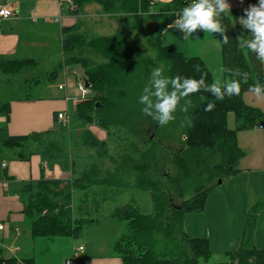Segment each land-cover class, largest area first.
Returning a JSON list of instances; mask_svg holds the SVG:
<instances>
[{
	"label": "trees",
	"instance_id": "16d2710c",
	"mask_svg": "<svg viewBox=\"0 0 264 264\" xmlns=\"http://www.w3.org/2000/svg\"><path fill=\"white\" fill-rule=\"evenodd\" d=\"M74 9L69 14H80L90 5L98 6L99 13L109 18L124 16L132 21L135 28L153 32L152 44L158 55V62L164 65L165 76L200 78L201 73H207L206 84L212 83V75L207 66L198 57H188L179 52L174 46H163L160 41L161 32L175 19L177 13L186 6L184 0H172L163 5L160 11L151 12V0H70ZM246 1L257 4L258 0ZM244 13L241 10H230L223 17L231 46L221 45V65L223 76L231 78L226 69H240L247 73V79L241 80V93L231 98L225 97L218 101L203 90L189 97L193 108L189 118L192 126L186 128L183 136V149L172 157L173 164L178 170L174 177L163 176L167 184H176L182 178L191 174L193 167H200V156L205 152L219 156V162L214 166L217 173L224 177L238 174L235 167L244 157V152L238 146L237 134L253 126L264 127V114L257 108L247 106L243 95L248 88L256 83L264 84L263 65L247 50H240L237 37L248 35L237 22ZM150 27V29H149ZM61 61L48 74L49 82L67 66L78 65L83 69L89 95L75 106L74 116L84 125L95 124L107 131V125L137 124L144 116L139 97L143 90L139 55L119 35H103L86 37L79 25L62 29ZM222 42V37L217 36ZM221 44V43H220ZM96 55L100 62H95L86 54ZM33 60H2L0 59V74H16L24 68L34 66ZM199 66L200 72H197ZM205 96L201 102L200 96ZM211 102L214 107L205 111ZM9 103L3 105L6 119L9 120ZM233 114L236 127L229 129L228 115ZM152 121V120H151ZM154 121V120H153ZM154 129L159 127L154 121ZM108 133V132H107ZM28 136L10 137L0 144V149L12 153L21 148ZM88 137H85V140ZM141 172L136 178V186L149 193L152 213L142 214L139 209L130 204L115 208L103 222H124L125 226L120 236L112 245L117 264H200V260L208 261L211 257L207 238L189 237L175 229L182 223L187 213L200 212L204 209L207 193H202L184 201L180 206L172 207L170 199L163 191L159 179H153L146 166H136ZM88 178V176L83 175ZM158 176H162L161 174ZM85 177L70 181L40 180L28 185L26 197L22 202L21 214L28 224L31 238L60 237L76 239L86 225L98 224L97 220L75 218L72 214V191L74 188H84ZM100 181V180H99ZM256 215L248 214L240 237V245L234 252L225 253L233 264H264V250L251 244L252 233L255 229ZM181 226V225H180ZM181 228V227H180ZM161 237V240L158 239ZM159 244H161L159 246ZM77 262L76 259H71ZM0 264H32V259L7 257L0 246Z\"/></svg>",
	"mask_w": 264,
	"mask_h": 264
},
{
	"label": "crops",
	"instance_id": "0c3cea01",
	"mask_svg": "<svg viewBox=\"0 0 264 264\" xmlns=\"http://www.w3.org/2000/svg\"><path fill=\"white\" fill-rule=\"evenodd\" d=\"M171 1L151 0V12H154V9L155 11H160L163 5ZM227 2L231 6L230 10L244 11L247 8L246 1L241 3V0H227ZM0 8L12 9L15 13L14 17L0 21V59H30L35 61L34 66L24 68L16 74H0V80L9 82L10 78H19L21 81L22 76H26L27 80L31 79L33 84L36 85L39 84L36 78H39L40 75L33 71V69L40 66L47 57H49V64L47 65L49 67H52L53 60H58L59 63V57L62 58V29L78 24L80 31L86 36V33L93 30L92 24L94 23H88L89 26H87L84 20H90L93 17V13H99L98 9L90 5L84 8L80 14H69L66 5L61 3L60 0H0ZM102 17L106 18L103 15ZM195 37L204 40L203 43L206 46L210 44L206 53L200 51L204 48L201 47L202 43ZM160 41L163 46H174V48L185 56H196L200 58L211 72L213 82V74L209 67L211 61L216 59V53L221 58V44L219 41L214 40L213 34H205L202 30H198L197 33L193 34L192 39L184 41L183 33L179 30L168 29L167 26L160 34ZM196 44L199 45L197 46L198 49L195 48ZM56 66L53 67L55 68ZM70 71L71 75L68 73ZM42 73L46 74V71ZM80 77L83 78V69L80 66H67L56 75L55 79L59 78L61 80L55 85H48L47 88L42 87L43 94L36 98L24 96L11 99L6 96L3 97L0 94V109L6 103H9L10 107L9 120L6 119L3 111L0 112V144L7 141L10 137H29L21 148L15 150L16 153H12L6 149H0V223L4 224V230L0 232V244L10 248H18V253L22 251L21 244L26 245L27 257L23 256V258L32 259V264H37V260L41 257L49 261V264H52L51 259L55 255L53 252L57 248L61 249L59 255H62V258L65 259L64 263L67 260H71L69 259L71 256L77 261L73 262V264L118 263L115 255H103L99 252L95 253L94 250L90 249V240L87 235L97 233L101 236L98 242L101 244H105V242L108 245L112 244L122 232L123 227L121 226V222L101 224L99 226L102 227L98 229L81 231L78 237L73 239L71 245L67 240L61 239L60 237L32 239L27 230L28 224L27 222L25 223L21 214V198L25 197V191L27 192L29 184L40 180H61L66 183V181L73 179V171H70V168L73 166L72 161L64 158V155H62V152L56 146V139L62 143L61 133L66 126L70 127L69 114L72 113L74 116L75 106L79 103L77 101L76 82ZM48 79L47 74L46 81L49 82ZM61 85H63L64 89L59 90V86ZM45 90H47L46 93ZM253 105L255 104H247V106L254 108L255 106ZM257 109L264 114L260 108ZM61 112L67 114L68 125L66 126L57 121V114ZM93 127L104 131L95 124L87 125L89 129ZM257 127V125L254 126V128ZM80 128L81 125L79 124L74 126V130L76 131L74 140L77 144L82 138L79 133ZM251 129L246 131H251ZM258 130L263 131L264 127ZM242 132L245 131L238 132L237 134L238 145L239 134ZM89 135L88 139L91 141L89 140L85 144L80 142L81 148L87 147L88 144H91L92 147L98 144L96 146L104 148L107 144L106 140H98L93 133ZM249 141L255 143L252 138ZM122 159L120 155L110 156L94 153L91 156L86 154L84 165H78L77 171L81 176L91 174L95 179L103 180V185L109 188L108 190L111 192L112 197L118 196L125 186L123 182H120L123 176L121 172L123 169L120 166ZM239 162H242V160ZM247 165L254 167L250 165V162ZM243 169L245 168L240 166L238 170L242 171ZM246 169L249 170L248 168ZM69 171L72 174L71 176L69 175ZM102 176L106 178L104 179ZM191 214L193 215L186 214L183 218V223L190 222L189 227H186L185 231L189 237L207 238L210 247L212 246V239L215 242L222 240L224 243L230 244L231 248L229 249H235L234 251L239 248L240 236L238 234L235 238L218 236L220 227L213 228L217 219L216 215L213 220L210 217L205 219L202 215ZM194 220L202 221V225L196 227L197 229L195 227L193 228ZM101 222L104 223L103 221ZM95 225L98 224H92L90 226ZM241 228L242 224L239 228L240 231ZM104 235L107 236V239L103 237ZM76 242L79 244H76ZM79 248L82 250L79 251ZM61 259L58 261L60 264H62Z\"/></svg>",
	"mask_w": 264,
	"mask_h": 264
},
{
	"label": "rangeland",
	"instance_id": "374dc122",
	"mask_svg": "<svg viewBox=\"0 0 264 264\" xmlns=\"http://www.w3.org/2000/svg\"><path fill=\"white\" fill-rule=\"evenodd\" d=\"M93 6L95 9L99 10L98 6ZM154 12H156L155 9ZM92 16L90 20H84L87 26H89L88 23H94L92 24L93 30L86 33V36L119 35L128 45L133 47L135 52L139 55L138 61L140 62L141 69H143V73L141 74L143 87L148 83L153 68L162 66L164 70V65L157 60L158 55L152 44L153 32H146L135 28L131 19L125 18L124 16L109 18L103 15L106 17L104 18L100 13H93ZM217 36L218 34L214 35V40L219 41ZM198 40L202 43L201 47L204 48L200 51L206 53L210 44L206 46L205 43H203L204 40ZM197 46L199 45L196 44V49H198ZM55 55H57V53H55ZM86 55L93 61L100 62L96 55L94 56L90 52ZM219 59L221 58L216 53V59L211 61L209 68L213 74V81L215 79H220L223 82V80L225 81L227 79L223 76L221 60ZM60 61H63V58L59 57V63ZM57 63L58 60H53L52 67L47 66L49 64V57H47L40 66L33 69V71L40 75L39 78H36V80L39 81V86L33 84L31 79L27 80L26 76H22L21 81L19 78H10L9 82L0 80V94H2L3 97L6 96L11 99L24 96L36 98L42 95V87L47 88L48 85H55L61 80L57 78L54 79L53 82L46 81L47 74L52 72L53 66H56ZM43 71H46V74H43ZM61 71L62 70H60L59 73ZM46 92L47 90H45V93ZM243 99L246 105L253 103L255 104L253 105L255 106L254 108H260L264 112V100L258 99L250 93H246ZM181 104L183 107H187L188 111L184 113L178 108L175 113L176 119L165 127L159 126L157 130L154 129V121L152 118L146 116H142L137 124H130L129 126L132 128H128L124 124H118V126L108 124L107 131L104 132L95 127L91 129L87 128V126L76 119L72 113L69 114L70 127L66 126L63 129L61 133L62 143L56 139V146L59 151L62 152L64 158L72 161L71 163L73 166L70 168V171H73V179L76 180L85 177L78 174L77 169L78 165H84L86 154L91 156L94 155V153L110 156L120 155L123 158L120 165L123 169L121 171L123 176L120 182L125 184L120 194L112 197L111 192L108 190L109 188L103 185V180L99 181L100 179H95L91 174H87L86 176H88V178L85 177L82 183L85 187L81 189L76 187L73 190L72 215L77 219L82 218L85 220L99 221L98 225L95 226L86 225L82 231L98 229L102 227L99 226L101 224L117 223H102L101 221L115 208L126 204L137 207L142 214L150 215L152 213V206L149 193L135 185L136 178L141 173L136 166H146L151 177H153L154 180L159 179L160 183L163 184V191L170 199L172 207H178L184 201H188V199L190 200L200 194L202 195V193H207L204 209L194 213L196 215H202L205 219L210 217L213 220L216 215L217 219L213 228H217V226L220 227L218 236L235 238L238 234V236L241 237L247 215H256L255 229L251 234V244L257 249L264 250V130L259 131L258 127L257 129L253 126L251 131H245L239 134L238 146H241L240 149H242L246 155L241 159L242 162H237L235 165L237 169H239L240 166L245 168L239 171L237 175L232 177L221 176L214 169V166L219 162V156L209 155L204 152L199 158L200 167H193L191 174H188L176 184H167V180L163 176L174 177L178 174V170H176L177 168L173 164L172 157L183 149L182 139L186 128H188L185 120L189 118L190 111L193 108V105L189 107L183 101H181ZM227 121V127L229 129L232 130L236 127L237 123L233 114L228 115ZM77 124L81 125L79 133L82 138L80 142L83 144L87 143L90 139L85 140V137L93 133L98 140L104 139L107 141L105 147L101 148L100 146H96L98 144L92 147L91 144H88L87 147L81 148L80 142L77 144L74 140L76 132L74 126ZM251 138L255 143L249 141ZM248 162L254 167L247 165ZM70 171L69 175L71 176L72 174ZM158 173L162 176L159 177ZM96 177L98 178V176ZM102 177L104 179L106 178L105 176ZM23 198L24 197L21 199ZM187 215L193 214L187 213ZM189 223L190 222L183 223L182 221V223H180L181 226L178 224L175 226V229L177 232L181 229L182 232L186 234V227H189ZM241 224L242 228L240 231L239 228ZM201 225V220L193 221V228L200 227ZM121 226L123 230L125 223L121 222ZM211 230L213 231L212 228ZM87 236L90 240L89 248L94 250L95 253L99 252L103 255L113 254L111 248L112 244L108 245L106 242L105 244L98 242L101 237L99 234L92 233ZM103 237L107 239L106 235ZM61 239L67 240L71 245L73 243L72 238L65 237ZM158 239L161 240V237L158 236ZM76 244L79 243L76 242ZM211 244V247L209 245L211 251L210 259L208 261L200 260V264H233L229 256L225 254L227 252H234L235 249H229L231 248L230 244L224 243L222 240L215 242L212 239ZM160 245L161 244H159V246ZM21 247L22 251L19 253L17 252L16 256L18 258H23V256L27 257L26 245L21 244ZM59 252H61L60 248L54 250L53 253L55 255L51 259L52 264H60L58 261L62 258V255H59ZM4 254H7L6 251H4ZM72 258V256L69 257V259ZM61 260L62 264H65V259L62 258ZM37 264H49V261L41 257L37 260Z\"/></svg>",
	"mask_w": 264,
	"mask_h": 264
},
{
	"label": "clouds",
	"instance_id": "9594fccd",
	"mask_svg": "<svg viewBox=\"0 0 264 264\" xmlns=\"http://www.w3.org/2000/svg\"><path fill=\"white\" fill-rule=\"evenodd\" d=\"M230 8L227 0H191L179 12L174 13L175 19L168 25V29L179 30L183 33L184 41L192 39L193 34L198 30H202L205 34H218L222 37V42L219 40L222 46H231L223 23V17L230 13ZM237 22L248 35L238 36L236 46L240 50H247L261 65H264V0L250 4L244 9L243 15ZM195 70L200 72L199 66H196ZM225 71L230 73V79L223 82L215 79L211 84H206L207 73H201L199 79L180 75L170 77L164 75L162 66H157L151 71L148 83L139 97L141 112L144 116L151 117L158 126L165 127L176 119L175 113L178 108L184 113L188 111L187 107L182 106L181 101L191 107L192 101L189 97L202 90L218 101H223L226 96L231 98L240 95L241 80L232 77H243L246 80L247 73L239 68L235 72L232 69ZM248 92L264 100V84L251 85ZM205 99V96H200L201 102ZM213 107V103L209 102L205 111H210ZM185 122L188 126H192L190 118H186Z\"/></svg>",
	"mask_w": 264,
	"mask_h": 264
},
{
	"label": "built area",
	"instance_id": "2783aa9c",
	"mask_svg": "<svg viewBox=\"0 0 264 264\" xmlns=\"http://www.w3.org/2000/svg\"><path fill=\"white\" fill-rule=\"evenodd\" d=\"M185 3H190L191 0H184ZM61 3L65 4L66 5V8L68 10H73L74 9V6H73V3L70 1V0H60ZM243 15V14H242ZM241 15V16H242ZM15 16V13L12 9H9V8H0V21H3V20H7L9 18H12ZM240 16V17H241ZM69 74L71 73L68 72ZM71 75V74H70ZM79 80L76 82V91H77V101L80 103L81 101H84V99H86V97L89 95V89L88 87L85 86V83L83 81V79L80 77L78 78ZM64 89L63 85L59 86V90H62ZM68 117H67V114L65 112H61V113H58L57 114V121L60 123V124H63V125H68ZM258 128L259 129H262L263 127L258 125ZM4 230V224L3 223H0V232ZM1 248L4 249V251H6V255L7 257H13V258H16L19 260V258L16 256L17 252L19 251L18 248H10V247H6L5 245H1ZM79 251L82 250L81 248L78 249ZM65 264H73V261L72 260H67Z\"/></svg>",
	"mask_w": 264,
	"mask_h": 264
},
{
	"label": "water",
	"instance_id": "95a60500",
	"mask_svg": "<svg viewBox=\"0 0 264 264\" xmlns=\"http://www.w3.org/2000/svg\"><path fill=\"white\" fill-rule=\"evenodd\" d=\"M83 81H84V83H85V86L88 87L89 85L87 84V81H86L85 78L83 79Z\"/></svg>",
	"mask_w": 264,
	"mask_h": 264
}]
</instances>
